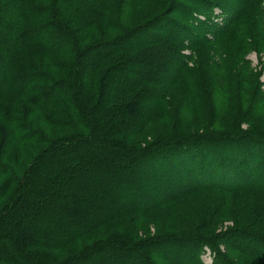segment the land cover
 <instances>
[{
	"label": "trees",
	"instance_id": "1",
	"mask_svg": "<svg viewBox=\"0 0 264 264\" xmlns=\"http://www.w3.org/2000/svg\"><path fill=\"white\" fill-rule=\"evenodd\" d=\"M195 1L217 39L231 30L235 18L209 22L217 2ZM57 3L16 0L10 9L0 7V264H203L204 246L212 264H264L262 198L256 209L247 206L238 227L221 233L203 215L183 218L180 227L162 219L167 212L187 214L178 205L206 191L264 195V136L248 133L261 148L257 156L248 149L254 158L246 161L235 144L246 134L240 130L140 140L149 124L158 120L163 129L182 112L167 89L176 76L163 77L183 70L182 60L176 65L187 40L182 23L167 12L117 37L88 41V28L74 27V14ZM46 14L48 21L35 19ZM157 32H180V39H159ZM50 53L66 61L47 62ZM203 76L179 99L186 108L199 96L212 103ZM50 127L70 132L50 138ZM31 142L43 147L22 168V145ZM224 150L235 156L215 160Z\"/></svg>",
	"mask_w": 264,
	"mask_h": 264
},
{
	"label": "rangeland",
	"instance_id": "2",
	"mask_svg": "<svg viewBox=\"0 0 264 264\" xmlns=\"http://www.w3.org/2000/svg\"><path fill=\"white\" fill-rule=\"evenodd\" d=\"M11 1L16 3V0H0V7L10 9L11 4H8ZM31 1L37 5L49 3V0ZM57 1V4H63L62 7H64L65 12L69 10L74 14V27L81 25L88 28L86 32L89 37L88 41L100 37H117L125 29H129L136 24L156 21L167 12L178 18L185 27L186 34L182 32L181 35H186L187 40L181 43L182 49H180L176 62L177 65L179 61H183L182 72L178 73L174 69L164 73L163 68L165 67L162 66L161 69L164 78L176 76L175 84H172L173 86L168 84L167 89L169 93L176 95L175 102L180 104L182 112H177L175 120L168 119L163 129L158 128V120L149 124L144 135L141 136V142L165 137L172 133L179 134L180 131L185 133L203 132L207 134L206 136H209L208 133L215 134L219 130H240L246 134H242L243 138H240L235 144L242 147L241 150L238 149V152L243 151V161L254 158L252 154H247L248 149L255 156L259 154L260 142H256L255 145L250 144L249 141L255 138L249 137L248 133L264 136V4L252 0H212L217 2L219 6L214 8L215 17L211 18L212 21L209 19L210 23L220 25L224 23L226 18H235L231 30L220 39H217L215 37L216 31L207 27V14H204L203 10L195 6V0ZM49 7L54 6L51 3ZM65 16L67 18L72 17L67 14ZM48 17L49 14H46L35 19L44 22L49 20ZM1 33L3 34V31ZM178 33L180 32L167 35L163 32H157V35L159 39L168 41L173 40L178 36ZM193 43L197 44L194 45ZM31 51L27 50L26 53ZM41 52L44 54L40 49L38 55H41ZM45 56L47 62L51 58H55L59 63L66 61V57L62 54L50 53ZM198 65L200 69L196 67ZM198 73L203 74V80L209 83L206 86L211 90L208 94L212 98V101L210 100L212 103H208V98L207 102L204 96H199V99L194 102L187 101L188 107L186 108L180 100L194 91L192 85L195 78L199 76ZM48 132L50 138H55L70 132V130L66 127H50ZM232 139L231 136L218 138L216 145L214 144L213 147H222ZM208 142L203 144L209 146L210 143ZM42 147L43 144H35L34 142L22 145V153L26 155V158L22 160L24 164L22 168L25 167L27 161H30V157L35 155ZM227 152L226 150L223 151L225 154ZM225 154H222V157L214 156V159L220 161L219 159L224 157L232 159L235 156V154L234 156L230 155L231 157L228 153ZM195 159L200 160V157ZM263 163L260 162V166H263ZM160 170L158 169V172ZM186 179L192 181L193 177L190 175ZM192 183L194 185L195 182ZM217 193L211 194L207 191L198 193L191 201L180 203L179 208L187 214L183 213V216H179L175 212L164 213L162 214L164 224L166 227L171 225L180 227L183 218L194 222L193 218L198 219L199 216L203 215L202 218L205 221L210 218L213 219L211 220V223L215 225L213 230L216 233H221L227 229L238 227L240 225L238 224L239 218L250 211L247 206L256 209L255 203L257 202L255 199L262 198L264 200V195L248 197L249 194L228 195L220 194L218 191ZM149 196L148 198L151 199V195ZM153 196L156 197V195ZM218 201L221 202L218 204ZM236 212L238 213L237 216ZM256 213H259L258 210ZM192 227L194 226H187L189 229ZM262 229L264 230V223ZM150 232L154 233L152 225H150ZM250 247L252 248V246ZM190 248V246H185L180 251H190ZM188 253L185 252L184 255ZM213 257L211 250L204 246L202 253L199 255V260L203 264H212Z\"/></svg>",
	"mask_w": 264,
	"mask_h": 264
}]
</instances>
